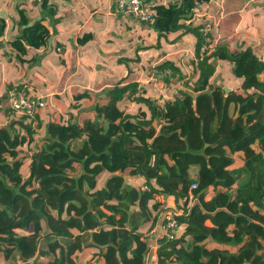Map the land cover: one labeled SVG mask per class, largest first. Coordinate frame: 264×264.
I'll list each match as a JSON object with an SVG mask.
<instances>
[{
    "label": "trees",
    "instance_id": "obj_1",
    "mask_svg": "<svg viewBox=\"0 0 264 264\" xmlns=\"http://www.w3.org/2000/svg\"><path fill=\"white\" fill-rule=\"evenodd\" d=\"M213 1L160 3L150 23L161 32H196L195 90L166 98L173 111L168 119L167 109L157 110L145 97L150 113L140 111L143 120L124 116L120 101L126 93L130 99L135 95V88L125 87L112 89L105 96L111 98L108 103L92 108L97 121L81 125L76 117L83 107L76 106L80 112L75 115L73 108L55 111L39 137V117L5 110L6 124L0 125V264H146L153 244L155 264H264V59L252 49L229 53L222 45L202 51L203 33L190 21L200 11L207 18ZM5 28L0 23V34ZM47 34L37 22L21 38L39 46ZM217 60L237 66L238 79L229 94L226 80L212 79ZM173 68L186 79L180 68ZM5 96H0V106ZM165 118L177 125L166 127ZM163 164L167 174L161 173ZM129 169L141 176L139 187L128 182L135 174L126 173ZM246 175V183L238 186ZM193 181L199 182L194 202ZM157 195L170 203L158 201ZM163 208V219L178 213L173 239L151 235Z\"/></svg>",
    "mask_w": 264,
    "mask_h": 264
},
{
    "label": "crops",
    "instance_id": "obj_2",
    "mask_svg": "<svg viewBox=\"0 0 264 264\" xmlns=\"http://www.w3.org/2000/svg\"><path fill=\"white\" fill-rule=\"evenodd\" d=\"M113 1L0 0V23L6 25L4 32L0 34V96L10 92L11 84L19 83L26 84L34 95L44 96L47 101L52 96L59 98L73 92L71 100L64 102L67 111L76 106L85 109V105L90 103L88 101L92 100L91 108L86 110L88 112L94 107L108 103L111 98L105 96L112 89L125 87L129 88L128 90L135 88V95L131 99L126 93L125 98L119 103L120 111L124 116L134 115L131 121L143 120L140 111L150 113L147 104L138 99L139 96L150 99L157 106V110L162 107L166 110V98L171 99L175 96L179 90L177 85H180V79H173L171 74V71H174L173 65L180 68L183 73L189 69L187 65H195L196 32L186 28L161 32L153 24L141 22L130 15L114 14ZM155 1L158 5L170 1L184 3V0ZM209 6L210 14L205 19L210 23L214 21L216 23L218 20L221 22L223 40L219 46L225 47L229 53L247 49H252L256 54L262 53L264 0H214ZM20 11H24L27 16L26 22L23 21ZM37 22L48 30L46 39L39 46L21 38L23 30ZM190 22L193 26H197L192 20ZM165 34L170 37L169 42L165 39L164 42L158 40L160 35ZM152 37L158 40L154 51H152L154 45L151 46L147 42V38L151 40ZM19 53L22 54V58ZM102 53L114 54L108 65L101 62L108 55ZM227 63L218 61L215 74L217 79L218 73L227 66ZM163 64L165 67H162ZM90 65H97L100 68L110 67L108 72L110 77L97 85L89 81L81 76V67L87 68ZM130 71L134 73L131 75ZM195 71L198 70L195 68ZM53 73L58 75L56 79ZM167 78H171L169 81L173 82L175 87L170 88L166 84L169 82ZM212 79L215 77L213 76ZM152 82L161 83L163 86L161 89L156 88L151 85ZM79 90L81 94L86 91L89 94H85V98L81 100L79 94H74ZM103 91H107L105 95ZM54 94L60 95L54 96ZM7 101L6 98L0 106L2 109ZM94 111V118L97 120V112ZM72 112L75 115L80 111L76 108ZM1 116L0 111V118ZM160 118V115L159 117L157 115V133L161 128ZM165 158L171 165V159ZM154 160L155 158L152 159V163ZM136 172L127 170L126 173H135L133 176H128L127 180L135 187H139L138 181L141 176ZM161 173L167 174L165 164L161 167ZM247 180V175L242 177L238 186H243ZM162 184L166 185L164 182ZM209 197L210 194L207 198ZM157 199L164 204H167V201L170 203V200H166L163 195H157ZM195 200L197 198L193 201ZM163 213L164 208L160 212L159 222L151 230L153 237L163 234L162 222L165 214ZM156 249L157 246L153 244L148 255L150 260H153L152 255ZM3 264L6 262L4 261Z\"/></svg>",
    "mask_w": 264,
    "mask_h": 264
},
{
    "label": "built area",
    "instance_id": "obj_3",
    "mask_svg": "<svg viewBox=\"0 0 264 264\" xmlns=\"http://www.w3.org/2000/svg\"><path fill=\"white\" fill-rule=\"evenodd\" d=\"M199 7H204L207 4L197 3ZM159 5L155 0H114L113 1V13L116 15H130L138 19L141 22L152 23L158 16ZM222 14V12H221ZM193 23L200 26V31L203 33L204 41L202 45V51L209 53L210 47L222 43L221 36V22L218 20L216 23H210L205 19V14L200 11L195 13L192 19ZM213 34L214 39L211 38ZM8 106L13 109L19 115H27L30 117H36L39 113L47 107L48 101L44 96L34 95L27 85L16 84L9 92ZM182 93L178 90L175 97L180 98ZM199 187L198 181H193L190 187V195L192 200L196 199L194 192ZM177 212L166 215L162 222L161 236L173 239L174 234L178 230L179 223L175 215ZM146 264H155L149 258Z\"/></svg>",
    "mask_w": 264,
    "mask_h": 264
},
{
    "label": "rangeland",
    "instance_id": "obj_4",
    "mask_svg": "<svg viewBox=\"0 0 264 264\" xmlns=\"http://www.w3.org/2000/svg\"><path fill=\"white\" fill-rule=\"evenodd\" d=\"M164 39L166 40V42H169V40H170V37L167 35V34H165V35H160V38H158V40H161L162 42H164ZM157 38L156 39H154L153 37L151 38V40L150 39H148L147 38V42L149 43V44H151V46L152 45H154L153 47H152V51H154V48L156 47L157 48ZM262 53H257V54H259L260 56H261V58L262 59H264V48H263V51H261ZM102 54H108L106 57H105V60H102L101 62H103L105 65H108L109 64V62L111 61V59H112V57H113V53H102ZM253 54H255L256 55V53H253ZM227 62V61H226ZM195 65H196V63H195ZM195 65L194 66H191V65H187V68H189V69H187V71L186 72H184V73H189L190 75H188V74H185L187 77H186V79L185 80H182L181 78H180V74L179 73H177L176 74V72H175V70L174 71H171V74H174V72H175V74L173 75V79H176V80H179L180 79V81H179V83H180V85L178 86L177 85V88L179 89V91L182 93V95H181V97H183L184 96V92L185 91H189V92H192L193 90H195V80H196V78H197V75H198V71H195ZM109 69H110V67H108V68H100L99 66H95V65H90V66H88L87 68H84V67H81V76H84L85 78H87V79H89V81H93V82H95V84L97 85V84H100L101 82H104L106 79H107V77H110L109 75H108V72H109ZM172 69H174L173 67H172ZM137 69L135 68V70L134 71H136ZM236 70H237V66L235 65V64H233V63H231V62H228L227 63V66L226 67H223L221 70H220V72L218 73V80H217V76L215 75L214 77H215V79L218 81V82H222L223 80H226V82H227V84L224 86V89H225V91H226V93H228L229 94V92L232 90V85H233V81H235L236 79H238V76H237V74H236ZM134 71H130L131 72V75L134 73ZM53 76H54V78L56 79L57 77H58V75L56 74V73H53ZM171 78H167L166 80H170ZM187 82V83H186ZM166 84L170 87V88H172V87H175V84H173V82H171V81H169V82H166ZM151 85L152 86H155L156 88H159V89H161L162 88V84L161 83H159V84H155V82H152L151 83ZM183 85V86H182ZM55 88V87H54ZM229 89V90H228ZM31 91V90H30ZM170 91V90H169ZM32 92V91H31ZM107 91H103V95H105V93H106ZM239 92H241L240 90H238L236 93H239ZM73 92H69V93H67V94H65V95H63V96H61V97H59V98H57V97H51L50 99H49V101H48V104H47V107H45L40 113H39V115L36 117V118H38L39 117V119L38 120H36V123H37V125H38V122H40L41 123V125L42 126H40L39 128H38V134H36L37 135V137H39V136H42L44 133H45V130H46V126H45V124L48 122V121H50L51 119H50V114L51 113H56L55 111H58L59 113L61 112V113H63V112H67V105H66V103H64L65 102V100H71V97H72V94ZM4 94H6V93H4ZM7 94H8V96H7ZM6 94V96H7V100L9 99V94L10 93H7ZM74 94H81V92H80V90L79 91H77L76 93H74ZM57 95H60V94H54V96H57ZM175 97V96H174ZM175 98H178V97H175ZM138 99L140 100V101H143V99H144V97L143 96H139L138 97ZM88 102H90L88 105L86 104L85 106V109H84V111L83 112H81V114L80 115H77V117H76V120H78V121H80L81 122V125H84L85 124V121H87V119H92V121H97V120H95V118H94V110L93 109H91V110H89L88 112H86V110H88L89 108H91V105H92V100H90V101H88ZM5 104V103H4ZM230 106H232V104L230 105ZM9 106H8V101H7V104H6V106L4 105V107H3V109L0 107V111H1V114H2V116H1V118H0V125H3V124H6V116H5V110L8 108ZM73 108V110H75L77 107H72ZM168 107H166V109H167ZM5 109V110H4ZM63 111V112H62ZM172 114H173V111L171 110H169V109H167L166 110V118L168 119L169 118V116L171 117L172 116ZM52 116H54L55 117V115H52ZM53 117V118H54ZM35 118V117H34ZM165 118V119H166ZM163 120V123H166V127H169V126H176L177 125V122L178 121H175L174 123H168V120ZM244 119H247V117H245ZM179 131H182V128L180 129L179 128ZM84 141H86V139H84ZM171 143L173 144V140L171 141ZM25 149L27 150L28 149V146L26 145L25 146ZM172 161H170V163H171ZM94 165V164H93ZM92 165V166H93ZM198 200V199H197ZM197 200H195V201H197ZM192 202H194V201H192ZM101 240H102V238H101ZM187 247H188V249L189 250H191L192 248H193V239H190L189 240V242H188V244H187ZM153 261V260H152ZM154 262V261H153Z\"/></svg>",
    "mask_w": 264,
    "mask_h": 264
},
{
    "label": "water",
    "instance_id": "obj_5",
    "mask_svg": "<svg viewBox=\"0 0 264 264\" xmlns=\"http://www.w3.org/2000/svg\"><path fill=\"white\" fill-rule=\"evenodd\" d=\"M229 90V89H228Z\"/></svg>",
    "mask_w": 264,
    "mask_h": 264
}]
</instances>
